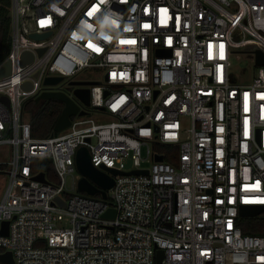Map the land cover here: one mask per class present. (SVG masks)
Masks as SVG:
<instances>
[{"label":"built area","instance_id":"1","mask_svg":"<svg viewBox=\"0 0 264 264\" xmlns=\"http://www.w3.org/2000/svg\"><path fill=\"white\" fill-rule=\"evenodd\" d=\"M20 1L0 78V253L13 264H264V235L241 224L255 217L245 205L264 204V0ZM241 53L248 66L233 64ZM88 70L103 78H76ZM45 90L86 113L36 137L25 104ZM82 145L94 166L119 170L107 198L79 188Z\"/></svg>","mask_w":264,"mask_h":264},{"label":"water","instance_id":"2","mask_svg":"<svg viewBox=\"0 0 264 264\" xmlns=\"http://www.w3.org/2000/svg\"><path fill=\"white\" fill-rule=\"evenodd\" d=\"M49 35V32L38 33L33 32L30 34L31 37L35 39H42ZM44 48H40L39 52L42 53ZM33 58V54L30 51H25L22 55V64L25 65ZM264 60V59H263ZM11 73V60L8 59L0 66V78L5 77ZM62 80V76H47L45 78L46 83L57 84ZM73 84L84 85L88 82L82 81H72ZM30 84L27 82L24 84L25 87H28ZM107 93V92H106ZM74 94L80 98L86 105L90 104V88L86 86H78L74 89ZM58 99L64 102V108L61 116L56 122L54 131L51 133V136L55 134V132L62 131L67 128L71 124V115L79 113L81 115L85 114V110H80L79 104L66 92L61 90H45L41 94L35 97L36 100L40 99ZM1 99L9 105V100L6 96H2ZM156 160H163L162 155H156ZM51 160L50 157H43L40 160L41 167H44L45 164ZM76 164L79 172L83 174V177L79 181V188L87 193L94 195L97 193H101L104 198L108 196V190H110L114 183V177L109 173L116 174L119 170L111 167H105L104 169L98 168L93 165L91 160V154L89 148L85 145L79 147L76 155ZM140 172H148L147 169L144 170H132L129 173H140ZM37 179L45 180V173L41 171L39 174L35 176ZM57 200L64 204L61 198H57ZM264 211V204H250L245 205L242 209L241 214L243 216H256ZM116 214V209L114 207L108 208L103 216L108 218H113ZM9 221H4L2 224L1 233L8 234ZM163 258L162 251H160V257L158 262H160ZM14 258L13 253L11 251H6L4 253H0V264H13Z\"/></svg>","mask_w":264,"mask_h":264},{"label":"trees","instance_id":"3","mask_svg":"<svg viewBox=\"0 0 264 264\" xmlns=\"http://www.w3.org/2000/svg\"><path fill=\"white\" fill-rule=\"evenodd\" d=\"M11 49V16L7 4H0V65L6 60ZM64 102L52 99H29L25 104L27 117L32 124L36 137H46L54 131L57 120L62 114ZM167 160L172 161L170 158ZM246 233L264 235V212L253 218H241Z\"/></svg>","mask_w":264,"mask_h":264},{"label":"rangeland","instance_id":"4","mask_svg":"<svg viewBox=\"0 0 264 264\" xmlns=\"http://www.w3.org/2000/svg\"><path fill=\"white\" fill-rule=\"evenodd\" d=\"M28 1L30 0H21L20 4L21 5H25L28 3ZM12 0H0V4H7L8 6L11 5ZM29 28H32V25L30 26V24L27 25H22L21 28V41L23 43L28 42L29 41V36H28V31ZM233 64L238 66V67H245L248 66V64L250 63V59L248 57L247 54L241 53L238 54L237 56H234L232 58ZM77 79H88V80H97V79H102L103 75L102 73L96 74L91 70L85 71L79 75H77L76 77ZM66 90H70L71 87L66 86L65 87ZM94 116H98L97 114H94ZM188 123V122H187ZM3 150H5V148H3ZM145 166H150V162H146L144 164ZM108 194L110 195L111 192L109 191Z\"/></svg>","mask_w":264,"mask_h":264}]
</instances>
